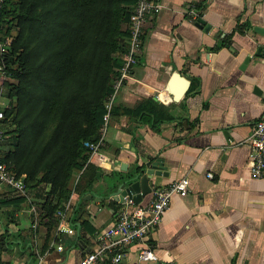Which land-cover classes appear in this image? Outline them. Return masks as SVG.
Here are the masks:
<instances>
[{
  "label": "crops",
  "instance_id": "obj_1",
  "mask_svg": "<svg viewBox=\"0 0 264 264\" xmlns=\"http://www.w3.org/2000/svg\"><path fill=\"white\" fill-rule=\"evenodd\" d=\"M154 1L161 9L147 17L142 51L114 97L99 153L79 174L88 187L81 216L73 221L72 210L50 230L41 190L0 183V264H77L114 221L120 181L149 155L166 174L139 202L172 181L188 187L171 196L146 240L161 260L264 264V177L252 175L247 141L264 111V32L254 30L264 28V0H203L199 16L201 0ZM4 80L2 108L13 101ZM142 245L124 246L123 264H135Z\"/></svg>",
  "mask_w": 264,
  "mask_h": 264
},
{
  "label": "trees",
  "instance_id": "obj_2",
  "mask_svg": "<svg viewBox=\"0 0 264 264\" xmlns=\"http://www.w3.org/2000/svg\"><path fill=\"white\" fill-rule=\"evenodd\" d=\"M135 0H6L0 37L11 42L3 56L7 95L1 160L24 175L26 189L41 190L39 209L48 229L69 199L87 160V142L105 123V101L127 45ZM203 0L195 8H203ZM82 176V175H81ZM80 178H83L81 177ZM75 186L73 221L83 210ZM91 182V180L89 181ZM23 198V197H21ZM87 221L85 225H87Z\"/></svg>",
  "mask_w": 264,
  "mask_h": 264
},
{
  "label": "built area",
  "instance_id": "obj_3",
  "mask_svg": "<svg viewBox=\"0 0 264 264\" xmlns=\"http://www.w3.org/2000/svg\"><path fill=\"white\" fill-rule=\"evenodd\" d=\"M5 1L0 0V17ZM160 9L161 5L154 0H135L133 4L128 20L129 35L127 45L122 52L121 64L112 83L113 90L104 103L106 113L103 126L108 121L117 91L124 81L131 76L132 67L137 62L142 51L144 24L147 17L150 14L158 13ZM191 11L196 15L193 9ZM11 40L10 36L0 37V75L3 80H6L7 77L3 65V56ZM3 118L4 108L0 107V142L5 138ZM101 129V135L96 141L86 143L87 161L99 153L104 136V130L102 131ZM247 141L250 146L249 155L253 160L252 175L257 178L264 177V111L255 121ZM81 171L82 169L76 175L69 199L55 213L58 220V228L61 227L63 222L68 220V215L73 210L75 186ZM211 175V173H208V176ZM0 183L21 193L26 190L24 175H18L12 171L9 165L1 160V157ZM187 192L186 181L178 180L154 189L151 199L146 203L136 202L131 197L125 196L121 201L120 209L117 211L114 221L98 234L96 246L82 255L77 264H123L124 246L136 243H143V245L139 247L135 264H174L171 261L161 260L146 240L150 230L158 224L162 213L169 207L171 196L173 194L183 196ZM57 249L61 251L62 245H58Z\"/></svg>",
  "mask_w": 264,
  "mask_h": 264
},
{
  "label": "water",
  "instance_id": "obj_4",
  "mask_svg": "<svg viewBox=\"0 0 264 264\" xmlns=\"http://www.w3.org/2000/svg\"><path fill=\"white\" fill-rule=\"evenodd\" d=\"M197 23L204 24V20L198 17ZM254 30L264 32L262 27H254ZM164 173L166 174V168L162 161L155 155H149L135 163L131 171L120 181L117 193H114L118 194L120 201L125 196H129L139 202L143 196L151 192L154 178Z\"/></svg>",
  "mask_w": 264,
  "mask_h": 264
}]
</instances>
